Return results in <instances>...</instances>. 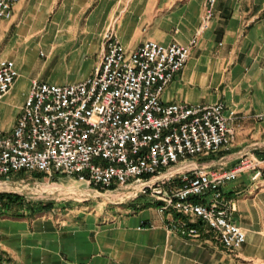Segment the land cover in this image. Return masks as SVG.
I'll return each mask as SVG.
<instances>
[{
  "label": "crops",
  "instance_id": "1",
  "mask_svg": "<svg viewBox=\"0 0 264 264\" xmlns=\"http://www.w3.org/2000/svg\"><path fill=\"white\" fill-rule=\"evenodd\" d=\"M205 1L18 0L12 18L0 24L1 54L19 72L0 107L17 91L26 99L34 80L50 83L42 74L55 58L75 65L64 71L68 82L90 77L110 29L128 51L148 40L188 46L197 37L162 98L224 103L226 115L235 112L229 120L235 137L195 161L230 169L244 151L264 159V0H218L215 17L199 32ZM33 61L40 64L37 72L28 68ZM74 72L79 76L71 80ZM222 189L232 220L246 232L245 243L233 251L204 226L195 237L170 230V216L143 195L126 202L93 198L59 212L2 215L0 257L11 264H264V175L254 180L244 172Z\"/></svg>",
  "mask_w": 264,
  "mask_h": 264
},
{
  "label": "built area",
  "instance_id": "2",
  "mask_svg": "<svg viewBox=\"0 0 264 264\" xmlns=\"http://www.w3.org/2000/svg\"><path fill=\"white\" fill-rule=\"evenodd\" d=\"M18 0H0V24ZM218 0H206L200 31L215 17ZM198 32V34H199ZM154 40L128 51L114 30L93 74L65 85L34 80L14 124L0 115V180L19 174H64L101 189L130 187L149 195L167 226L195 237L204 226L228 250L240 248L246 232L231 217L223 185L244 172L264 175V159L244 151L230 169L208 168L195 159L231 144L235 130L222 102L190 104L162 98L186 65L192 47ZM19 76L14 60L0 50V103ZM172 172L174 169H179ZM171 172V173H170ZM170 173V174H168ZM179 178L171 191L163 185ZM0 264H11L0 257Z\"/></svg>",
  "mask_w": 264,
  "mask_h": 264
},
{
  "label": "rangeland",
  "instance_id": "3",
  "mask_svg": "<svg viewBox=\"0 0 264 264\" xmlns=\"http://www.w3.org/2000/svg\"><path fill=\"white\" fill-rule=\"evenodd\" d=\"M39 65V63L33 61L28 64V68L34 67L33 70L37 72ZM51 65L52 68L47 73H43L42 78L49 79L50 84L65 85L72 83L68 82L64 71L75 65L56 58ZM52 70L54 71L52 72ZM76 76L79 75L74 72L71 74L70 79H75ZM24 100L25 94L22 91H17L0 107V115L6 130L9 129L14 114L18 111ZM41 174L42 176H38L36 173L19 174L9 180H0V184L5 186L0 188V193L16 194L20 197L17 203L12 202L11 204L9 203V206H0V216L10 215L18 217V215L25 216L49 211L59 212L60 209L66 206L69 207L75 203H83L93 198H109L112 201L122 200L126 202L140 197L135 196V191L130 187L107 190L90 185L78 177H69L64 174H56L53 177H49L43 173ZM178 183L174 179L166 182L163 186L167 191H171L179 186Z\"/></svg>",
  "mask_w": 264,
  "mask_h": 264
},
{
  "label": "trees",
  "instance_id": "4",
  "mask_svg": "<svg viewBox=\"0 0 264 264\" xmlns=\"http://www.w3.org/2000/svg\"><path fill=\"white\" fill-rule=\"evenodd\" d=\"M38 176H42L41 173H36ZM175 181H178V185L180 186L182 184L181 180L179 178H176ZM20 197L16 194H9V193H0V206H9V203L11 204L12 202L17 203L19 202ZM23 216V215H18ZM197 227L200 228V224H196Z\"/></svg>",
  "mask_w": 264,
  "mask_h": 264
},
{
  "label": "bare ground",
  "instance_id": "5",
  "mask_svg": "<svg viewBox=\"0 0 264 264\" xmlns=\"http://www.w3.org/2000/svg\"><path fill=\"white\" fill-rule=\"evenodd\" d=\"M177 170H181V168H179V169H174L172 172H175V171H177ZM171 173V172H170ZM170 173H168V174H170ZM3 186L4 185H2V184H0V188H3ZM5 187V186H4ZM6 188H9V187H6ZM49 189H51L50 187H49ZM60 189V188H59Z\"/></svg>",
  "mask_w": 264,
  "mask_h": 264
}]
</instances>
